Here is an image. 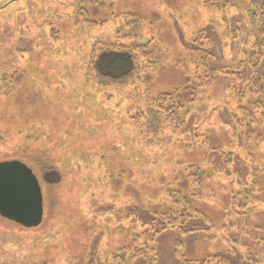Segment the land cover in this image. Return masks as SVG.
I'll use <instances>...</instances> for the list:
<instances>
[{"label":"rangeland","instance_id":"obj_1","mask_svg":"<svg viewBox=\"0 0 264 264\" xmlns=\"http://www.w3.org/2000/svg\"><path fill=\"white\" fill-rule=\"evenodd\" d=\"M254 1L261 0L223 8L206 0H0V163L32 169L44 205L37 228L0 216V264H110L146 227L160 231L162 215L185 210L178 193L203 215L186 227L201 229L184 242L186 258L247 264L256 235L264 238V149L257 147L264 129L253 123L263 107L251 106L246 89L262 68L252 55ZM128 14L140 22L116 18ZM131 26L150 45L139 65L157 71L99 79L100 51L134 48ZM210 53L213 68L241 66L244 80L219 77L194 103L186 102L192 90L177 95L189 114L178 110L176 123L161 118L160 133L159 124L147 126L142 114L152 99L195 84L196 65ZM229 154L234 177L220 169ZM253 179L260 183L254 213H228L237 181ZM254 226L262 231L249 237ZM183 241L176 231L158 236V264H178L173 248Z\"/></svg>","mask_w":264,"mask_h":264},{"label":"trees","instance_id":"obj_2","mask_svg":"<svg viewBox=\"0 0 264 264\" xmlns=\"http://www.w3.org/2000/svg\"><path fill=\"white\" fill-rule=\"evenodd\" d=\"M207 3H216L217 5H223L224 7H228V5H232L234 0H206ZM250 13L252 16V25L253 29H256V33H254L255 43L253 47V54L255 57L254 66L262 67L260 70H256L251 77L247 80V87L246 89L252 96L251 99V106L259 110L260 106L263 110L261 113V117L259 113H256L258 116L255 117L256 119L253 123L264 129V0L259 2L254 1L250 6ZM81 17L83 20L93 25L92 21L89 19L87 13H81ZM125 18L128 17L130 21L133 22L132 24L135 25L137 22H140V18L136 15H120L116 18ZM253 32V31H252ZM119 35L122 34V30H118L117 32ZM129 40L132 41L134 48L129 47L126 45H122L121 47L117 48L114 46H110L107 49H103L98 54L97 60L94 62V68L97 74V77L101 80L108 81V82H125L129 78L133 77L135 71L137 69H142L145 74L154 73L157 71V66L152 63H145V65L140 66L138 63V58H141L140 55H148L147 49L149 48V44L141 45V41L137 33L132 29L128 31ZM200 38H197L195 42H199ZM140 51V53L137 52ZM140 54V55H138ZM214 55L210 53L208 55L207 60H203L201 63L197 64L196 66V76L194 79L196 81L195 84L192 82H188V84L182 89L174 91L175 93H163L156 95L149 107L146 109V112L143 113L144 119L147 121L146 125L149 127L156 126L159 124V133L162 132L163 127L162 119L164 118L170 123H176L175 120H178L177 111L184 110V114H189L186 108L180 105V100L176 98L177 95L182 96L183 93L192 90L194 94L192 95V99L186 101L194 103L198 96L199 90L208 88L214 84V82L219 78H228L236 76V81H243L244 79L240 76L241 66L232 67H224L220 69L213 68L215 66V60L213 59ZM254 63V62H253ZM140 66V68L137 67ZM180 65V64H179ZM241 65V64H239ZM183 69L186 67L180 65ZM231 69V70H230ZM230 70V72H229ZM235 81V82H236ZM233 83V80H232ZM234 91H237V88H234ZM178 117V118H175ZM262 118V119H261ZM258 149H264V140L259 141L257 144ZM234 161V155L229 154L225 156L224 164L220 167L223 170V173L227 177H234L236 175L235 172L227 171L229 164H232ZM198 171V170H197ZM194 173L199 174V173ZM227 174V175H226ZM193 175V177H194ZM198 178V177H197ZM57 181H50L49 183H58ZM241 181H237L236 189L237 191L233 190L230 193L231 200L227 207V212L229 213L230 210L233 213H240L244 212L247 214V217L251 216L254 212V205L260 203V195L257 189L260 186V183L256 180H251L247 184L240 183ZM182 194L178 193L177 199L179 205L181 204L185 210L181 212V214L170 213L161 216V226L162 229L157 231L156 227L150 226L146 227L145 231L135 237V245L126 248L124 251L119 250L117 254L113 257V261L110 264H158L160 263V252L157 249V238H161L165 233H171L176 231L177 235L184 238L185 241L179 242L178 244L174 245L173 253L176 258L178 264H228L223 259V256L213 255L206 260H188L184 255V242L185 244L192 239H195L197 235L201 234V229H198L197 226L194 224L192 225L191 229H186L190 222H195L198 220H202V214L200 215L197 209L193 208V204L188 201L187 199L182 198ZM197 211V214H196ZM189 213L188 217H183L182 213ZM185 214V216L187 215ZM228 215V214H227ZM226 215V216H227ZM192 216V217H191ZM164 221V222H163ZM205 223V222H204ZM235 224H233L234 226ZM232 227V226H231ZM231 227L229 229H231ZM213 229V227H211ZM255 233L261 232L262 229L259 226H254L252 230H247L246 232L249 234V237L252 231ZM244 233V231H243ZM170 238V234H168ZM235 243H238L235 237H232ZM142 242V243H141ZM251 250L253 252L247 259V264H264V238L260 235H256L252 245ZM225 255V254H224ZM237 264V263H231Z\"/></svg>","mask_w":264,"mask_h":264},{"label":"water","instance_id":"obj_3","mask_svg":"<svg viewBox=\"0 0 264 264\" xmlns=\"http://www.w3.org/2000/svg\"><path fill=\"white\" fill-rule=\"evenodd\" d=\"M0 216L27 229L43 223L41 184L21 161L0 163Z\"/></svg>","mask_w":264,"mask_h":264}]
</instances>
